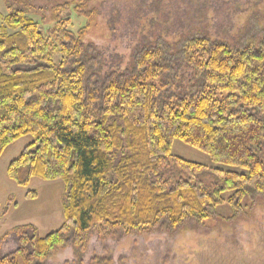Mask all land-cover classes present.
I'll return each instance as SVG.
<instances>
[{
    "label": "trees",
    "instance_id": "16d2710c",
    "mask_svg": "<svg viewBox=\"0 0 264 264\" xmlns=\"http://www.w3.org/2000/svg\"><path fill=\"white\" fill-rule=\"evenodd\" d=\"M7 10L0 26V157L28 137L6 167L9 179L21 187L33 179L63 181L65 193L63 224L42 237L32 224L15 228L34 229L0 264H41L68 244L84 250L96 228L201 224L223 205L240 213L245 199L264 195V41L237 49L208 37L180 41L177 56L200 81L194 94L169 96L166 46L140 51L131 71L89 86L84 30L63 21L43 29L23 8ZM175 140L214 167L176 156L171 164ZM202 177H211L209 189Z\"/></svg>",
    "mask_w": 264,
    "mask_h": 264
},
{
    "label": "rangeland",
    "instance_id": "374dc122",
    "mask_svg": "<svg viewBox=\"0 0 264 264\" xmlns=\"http://www.w3.org/2000/svg\"><path fill=\"white\" fill-rule=\"evenodd\" d=\"M9 6L23 8L43 29L63 21L75 32L84 30L82 62L89 86L131 71L137 53L160 44L171 64L164 77L171 84L169 96L194 94L200 77L180 61L175 44L208 37L237 49L264 41V0H0V26ZM27 140L16 141L0 157V257L19 248L23 232L36 228L42 237L63 224V181L33 179L21 187L7 175V165ZM171 150V164L176 156L214 167L178 140ZM199 180L207 189L213 183L211 177ZM29 192L36 197L26 198ZM245 200L248 206L240 213L223 205L210 220L188 221L176 230L96 228L84 250L68 244L41 264H264V195ZM30 224L34 228L15 229Z\"/></svg>",
    "mask_w": 264,
    "mask_h": 264
}]
</instances>
